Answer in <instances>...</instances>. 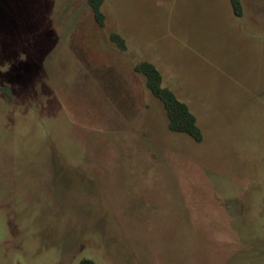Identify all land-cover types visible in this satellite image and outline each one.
<instances>
[{
    "label": "rangeland",
    "instance_id": "1",
    "mask_svg": "<svg viewBox=\"0 0 264 264\" xmlns=\"http://www.w3.org/2000/svg\"><path fill=\"white\" fill-rule=\"evenodd\" d=\"M241 3L104 0L100 27L87 0H0V264H264V0Z\"/></svg>",
    "mask_w": 264,
    "mask_h": 264
},
{
    "label": "trees",
    "instance_id": "2",
    "mask_svg": "<svg viewBox=\"0 0 264 264\" xmlns=\"http://www.w3.org/2000/svg\"><path fill=\"white\" fill-rule=\"evenodd\" d=\"M104 0H87V3L94 15L96 23L104 26L105 15L101 10ZM235 16L242 15L241 0H228ZM110 40L118 49L124 51L126 44L124 39L117 33L110 35ZM134 71L143 77L145 86L149 92L158 99L167 116L168 129L175 133H181L189 136L196 142L202 139L200 129L197 125L195 116L190 112L187 105L180 101L175 93L169 88L163 86L162 75L158 68L151 62L142 61L135 65ZM80 264H94L90 260H82Z\"/></svg>",
    "mask_w": 264,
    "mask_h": 264
},
{
    "label": "crops",
    "instance_id": "3",
    "mask_svg": "<svg viewBox=\"0 0 264 264\" xmlns=\"http://www.w3.org/2000/svg\"><path fill=\"white\" fill-rule=\"evenodd\" d=\"M242 4V3H241ZM243 16V5H242V15L240 16V17H242ZM154 64V63H153ZM155 65V64H154Z\"/></svg>",
    "mask_w": 264,
    "mask_h": 264
}]
</instances>
